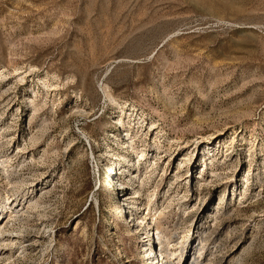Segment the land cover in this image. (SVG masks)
Instances as JSON below:
<instances>
[{"label": "rangeland", "instance_id": "374dc122", "mask_svg": "<svg viewBox=\"0 0 264 264\" xmlns=\"http://www.w3.org/2000/svg\"><path fill=\"white\" fill-rule=\"evenodd\" d=\"M14 200L0 264H264V0H0Z\"/></svg>", "mask_w": 264, "mask_h": 264}, {"label": "bare ground", "instance_id": "6f19581e", "mask_svg": "<svg viewBox=\"0 0 264 264\" xmlns=\"http://www.w3.org/2000/svg\"><path fill=\"white\" fill-rule=\"evenodd\" d=\"M142 185V184H141ZM139 186V185H138ZM119 187H120V190L122 191L123 189H124V185L120 182L119 183ZM118 187V188H119ZM144 188V187H143ZM141 190V189H140ZM140 190H137V189H134V191H133V196H136L137 194H139L140 193ZM129 201V200H128ZM137 202H138V200H137V198H135L134 197V200H133V202L131 203H129L131 206H132V208L133 209H136V210H138L139 209V206L137 205ZM17 203V200H14L13 202H11V204H9L8 205V207H3V209L1 210L0 209V227H2V225L3 224H5L4 222H5V220H7L9 217L11 218V216H14V215H17L18 213L20 214V212H18V211H16V208L18 207V205L16 204ZM20 203V202H19ZM31 203H33L32 201L30 202V205H31ZM126 203V202H125ZM128 203V202H127ZM150 203V202H149ZM15 204L17 205V206H15ZM23 205V204H22ZM29 205V204H28ZM27 205V206H28ZM36 207H37V205L36 204H34ZM34 206V207H35ZM150 206V205H149ZM149 206H147L148 208H149ZM169 206V205H168ZM20 207V206H19ZM19 207H18V209H19ZM33 206H32V208H34ZM35 207V208H36ZM25 208V207H24ZM24 211V210H23ZM155 211V210H154ZM5 212H7L6 213V217L4 218V216H5ZM202 212V211H201ZM203 213V212H202ZM8 214H11V215H8ZM150 215V214H149ZM151 216H153V215H151ZM15 217V216H14ZM156 217V216H155ZM200 215H198V216H194L193 217V219H195L194 221H196V222H198L199 220H200ZM4 218V219H3ZM154 219V218H153ZM201 220H202V218H201ZM133 222V221H132ZM152 222V221H151ZM148 223V222H147ZM149 225V224H148ZM5 226H6V224H5ZM4 226V227H5ZM8 227H9V225H7ZM6 226V227H7ZM158 227V226H157ZM133 228H134V230H136V227H135V225L133 226ZM148 229H146V235L148 236L147 238H148V242H149V245H148V252H149V260L151 261V264H154L155 263V261L156 260H159V258L160 259H162V261H165V264H172L170 261H167V259H171L172 258V256H174L175 255V253L178 251L177 249H178V247H176L177 249H171V247H170V245H171V241H172V237H169V236H165V235H163L162 234V232H156V234H154L153 232H154V228H155V226L153 227V226H151V225H149V227H147ZM158 229V228H157ZM6 230V229H5ZM7 230H9V229H7ZM195 230H196V226H195ZM5 232V231H4ZM135 232V231H134ZM1 233H3L2 231H1ZM0 233V246L3 248V249H0V257L1 256H5L10 250H12V246H13V244H14V241H10V243H9V241L7 240V236H5V235H3V234H1ZM185 233V232H184ZM197 234L199 235V236H201L202 234H204V230H203V228H201L200 226H198L197 227ZM169 235V234H168ZM171 235V234H170ZM169 237V238H168ZM203 237H205V236H203ZM199 241L200 240H202V239H200V237H199V239H198ZM204 240H205V238H204ZM202 242H204V241H202ZM189 244H187V246L183 249V251H182V257H181V260L180 261H178V263L177 264H203V263H205V261L203 260V261H201L200 260V258H201V256H202V254L203 253H201V249L199 248V246L201 245L202 246V244L200 243L198 246H195V242H193V243H190V242H188ZM206 243V242H205ZM11 244V245H10ZM155 244V245H154ZM5 247H8V248H6V249H4ZM145 249V248H144ZM177 250V251H176ZM145 251V250H144ZM192 251H193V257H192V255L190 256V254L192 253ZM146 253V252H145ZM177 254H179V253H177ZM196 254H198L199 255V257H195V255ZM152 255V256H151ZM10 256V255H9ZM176 256V255H175ZM171 257V258H170ZM5 257H3V259H4ZM148 258V257H147ZM176 259V258H175ZM176 261V260H175ZM159 262V261H158ZM210 264V263H209Z\"/></svg>", "mask_w": 264, "mask_h": 264}, {"label": "built area", "instance_id": "2783aa9c", "mask_svg": "<svg viewBox=\"0 0 264 264\" xmlns=\"http://www.w3.org/2000/svg\"><path fill=\"white\" fill-rule=\"evenodd\" d=\"M115 184H118V187H119V183H115ZM118 187H116V189H117Z\"/></svg>", "mask_w": 264, "mask_h": 264}]
</instances>
